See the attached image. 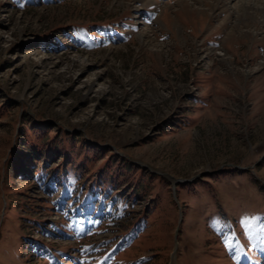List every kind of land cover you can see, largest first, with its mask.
<instances>
[{"label":"rangeland","instance_id":"rangeland-1","mask_svg":"<svg viewBox=\"0 0 264 264\" xmlns=\"http://www.w3.org/2000/svg\"><path fill=\"white\" fill-rule=\"evenodd\" d=\"M0 264H264V0H0Z\"/></svg>","mask_w":264,"mask_h":264},{"label":"bare ground","instance_id":"bare-ground-1","mask_svg":"<svg viewBox=\"0 0 264 264\" xmlns=\"http://www.w3.org/2000/svg\"><path fill=\"white\" fill-rule=\"evenodd\" d=\"M250 3H249V1H246V2H243L242 4H241V6L242 7H246V6H248ZM245 17V16H244ZM244 20V19H243ZM240 21H242V20H240ZM220 55H221V53H219Z\"/></svg>","mask_w":264,"mask_h":264}]
</instances>
